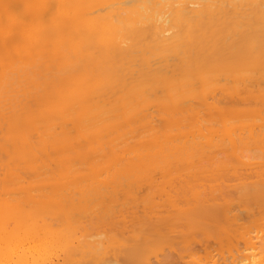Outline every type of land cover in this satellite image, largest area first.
<instances>
[{
    "label": "bare ground",
    "instance_id": "obj_1",
    "mask_svg": "<svg viewBox=\"0 0 264 264\" xmlns=\"http://www.w3.org/2000/svg\"><path fill=\"white\" fill-rule=\"evenodd\" d=\"M67 236L264 264V0H0V264Z\"/></svg>",
    "mask_w": 264,
    "mask_h": 264
},
{
    "label": "rangeland",
    "instance_id": "obj_2",
    "mask_svg": "<svg viewBox=\"0 0 264 264\" xmlns=\"http://www.w3.org/2000/svg\"><path fill=\"white\" fill-rule=\"evenodd\" d=\"M85 179V178H84ZM89 179V178H88ZM81 180V179H80ZM83 181V180H82ZM77 190V189H76ZM71 195H73L74 197L76 196L77 198L78 197H82L83 196V194H81V193H79L78 191H75L73 194H69V193H66V194H64V196H69V197H71ZM126 195V194H125ZM127 199V198H126ZM75 205H76V207L78 208V209H80V208H85V206H86V202H85V200H81V201H78V203H75ZM78 213H79V211H78ZM45 214H47V213H45ZM48 215V214H47ZM80 216V215H79ZM48 217V216H47ZM80 219L82 220V222H84L85 220H83V219H86V216H85V214L83 213V212H81V217H80ZM95 222H97V221H95ZM85 228V227H84ZM79 231V230H78ZM81 231V230H80ZM89 232H90V230H88ZM83 234H85V232H83V230L81 231ZM81 232H77V236L81 233ZM91 232H93V231H91ZM69 237L71 238V236H70V234H69ZM69 237L67 236L66 238L67 239H69ZM73 237V236H72ZM66 238H64V240L62 241V243L61 244H59L58 246H54V247H52V248H49L48 250H46V251H43L44 253H40L39 254V256L40 257H38V264H57V263H61V262H64L65 264H89V262H91L90 264H95V262H94V260L95 259H99V257H100V259L97 261V264H102L103 262H102V260L103 259H106V257H104V256H107V258H110V257H108V256H111V261L112 260H114L115 258L114 257H116V256H119V255H116L115 253H114V256H113V254L112 255H110L111 254V250L108 252L107 251V254L105 253V251L103 250V252H102V250L100 251V248H99V245H98V247L95 249V247H94V251L92 250V247L93 246H90L91 247V249H90V247L88 246V248L89 249H87V245L85 244V243H78V241H77V238L76 239H74V238H72V239H69V240H72V241H69V240H65ZM67 241V242H66ZM112 241V240H111ZM18 243V242H17ZM64 243H66V244H64ZM15 244V243H14ZM73 244V245H72ZM86 246H85V245ZM17 244H15V246H16ZM20 245V244H19ZM71 245V246H70ZM62 246V247H61ZM71 248H70V247ZM75 246V247H74ZM61 247V248H60ZM69 249H68V248ZM98 248H99V251H98ZM167 248V243L166 242H161L160 244H157V245H155V249H156V251L158 252V250H160V252H163V250L164 249H166ZM113 250V249H112ZM89 251H91V252H89ZM96 251V252H95ZM64 252V253H63ZM98 252H101L100 254L102 255L103 254V256H100V254H99V256H98ZM91 253V254H90ZM44 254V255H43ZM95 254H97V255H95ZM260 254V253H259ZM259 254H256L257 256H255V257H258V255ZM95 255V256H94ZM91 256V257H90ZM92 256H93V258H92ZM120 256H122V255H120ZM119 256V257H120ZM260 256V255H259ZM45 257V258H44ZM94 257H97V258H94ZM104 257V258H103ZM114 259H113V258ZM90 258H92V259H94V260H90L89 261V259ZM101 258H102V260H101ZM117 259V258H116ZM118 259H120V258H118ZM107 260V262L110 260V259H106ZM106 260H104L105 262L103 263V264H105L106 263ZM121 260V259H120ZM89 261V262H88ZM101 262V263H100ZM120 263V262H119Z\"/></svg>",
    "mask_w": 264,
    "mask_h": 264
}]
</instances>
